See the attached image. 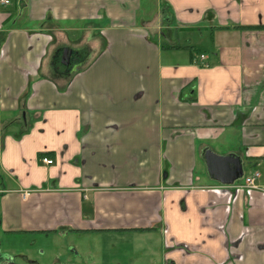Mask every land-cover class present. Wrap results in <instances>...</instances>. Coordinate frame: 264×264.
<instances>
[{
  "label": "crops",
  "instance_id": "1",
  "mask_svg": "<svg viewBox=\"0 0 264 264\" xmlns=\"http://www.w3.org/2000/svg\"><path fill=\"white\" fill-rule=\"evenodd\" d=\"M150 2L0 4L1 243L96 234L160 264H264V0ZM208 150L243 176L212 177Z\"/></svg>",
  "mask_w": 264,
  "mask_h": 264
},
{
  "label": "rangeland",
  "instance_id": "2",
  "mask_svg": "<svg viewBox=\"0 0 264 264\" xmlns=\"http://www.w3.org/2000/svg\"><path fill=\"white\" fill-rule=\"evenodd\" d=\"M155 1L149 4L152 11L156 9ZM95 235L44 238L41 239V244L39 242L31 249L27 248V241H17L11 247L12 244L1 243L0 237V260L10 254L14 261L22 264H31L34 261L38 264H160L155 261V256L152 257L153 254L144 255L141 248L129 242L119 243L116 236ZM143 257L145 262H135ZM150 258L154 262H149Z\"/></svg>",
  "mask_w": 264,
  "mask_h": 264
},
{
  "label": "water",
  "instance_id": "3",
  "mask_svg": "<svg viewBox=\"0 0 264 264\" xmlns=\"http://www.w3.org/2000/svg\"><path fill=\"white\" fill-rule=\"evenodd\" d=\"M206 163L209 174L226 184H232L243 176V165L239 158L218 156L212 151L206 152ZM0 264H17L8 259Z\"/></svg>",
  "mask_w": 264,
  "mask_h": 264
},
{
  "label": "flooded vegetation",
  "instance_id": "4",
  "mask_svg": "<svg viewBox=\"0 0 264 264\" xmlns=\"http://www.w3.org/2000/svg\"><path fill=\"white\" fill-rule=\"evenodd\" d=\"M60 60H61V63H62V67L64 68L65 74H69L74 69H76L78 64L80 63V60H81L80 52L79 51H75V50H73L71 48H65L63 50V54H62ZM7 260L8 259L0 260V262H5ZM14 262H16V261H14ZM16 263L17 264H22V263H18V262H16Z\"/></svg>",
  "mask_w": 264,
  "mask_h": 264
},
{
  "label": "built area",
  "instance_id": "5",
  "mask_svg": "<svg viewBox=\"0 0 264 264\" xmlns=\"http://www.w3.org/2000/svg\"><path fill=\"white\" fill-rule=\"evenodd\" d=\"M0 4L1 5H5V6H9L12 4V0H0ZM204 57V56H202ZM43 162L46 164H53V160L50 158H43ZM259 174L257 173L256 176H258ZM245 184L251 188H256L257 185L255 184V178L254 177H250V178H246L245 179Z\"/></svg>",
  "mask_w": 264,
  "mask_h": 264
}]
</instances>
